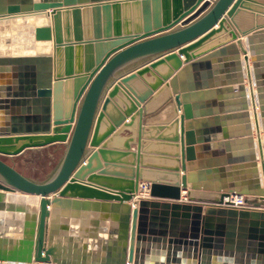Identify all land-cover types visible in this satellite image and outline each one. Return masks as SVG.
<instances>
[{
  "label": "water",
  "instance_id": "1",
  "mask_svg": "<svg viewBox=\"0 0 264 264\" xmlns=\"http://www.w3.org/2000/svg\"><path fill=\"white\" fill-rule=\"evenodd\" d=\"M48 11L0 56V264H264V0H0Z\"/></svg>",
  "mask_w": 264,
  "mask_h": 264
},
{
  "label": "rangeland",
  "instance_id": "2",
  "mask_svg": "<svg viewBox=\"0 0 264 264\" xmlns=\"http://www.w3.org/2000/svg\"><path fill=\"white\" fill-rule=\"evenodd\" d=\"M15 17L4 18L0 20V47L2 48L3 55L16 54L18 51H21L24 45H28L29 41L25 40L27 38L26 30L15 22ZM25 37V39H24ZM23 143L28 142L29 139L22 138ZM60 160V152L54 154L53 158H49L47 154L44 153L43 156L37 157H21L19 159L8 161L12 163L17 170L23 173L27 178L43 182L47 180L52 173L55 171ZM221 195L213 194L211 196L204 197L205 200L200 201H211L219 202L221 200Z\"/></svg>",
  "mask_w": 264,
  "mask_h": 264
},
{
  "label": "bare ground",
  "instance_id": "3",
  "mask_svg": "<svg viewBox=\"0 0 264 264\" xmlns=\"http://www.w3.org/2000/svg\"><path fill=\"white\" fill-rule=\"evenodd\" d=\"M48 14H49V11L46 13H43V14H20V15H17L15 17L14 20L17 24H19V28L25 27L24 29L26 30L27 38L25 39V37H24V39L26 41L28 40L29 44L24 45V47L21 51H18L16 54H12L11 56L28 55V54H30V56H32V55L45 53V52L50 51L52 49L51 43H49V42H35L33 39L34 28L37 26L38 27L43 26L50 21V17ZM2 48L5 49L4 46L1 45L0 55H3L2 54V51H3ZM47 136L53 137V133L48 134ZM47 136H44V137H47ZM14 137H16V136H13L12 138H14ZM22 138H25V137H22ZM28 139H30V138H28ZM143 187L145 188V186H141L140 190ZM140 190H139V193H140ZM145 190L148 191L147 187L145 188ZM74 193L75 194L82 193V191L76 189L73 193L70 192V194H74ZM201 193H208V192H201ZM209 194H218V193H209ZM137 197H140V196L137 195ZM238 197H241V196L240 195L222 196L221 200L219 202H222L224 204H227V203H235L236 204V203H238ZM36 264H46V263L38 262Z\"/></svg>",
  "mask_w": 264,
  "mask_h": 264
},
{
  "label": "crops",
  "instance_id": "4",
  "mask_svg": "<svg viewBox=\"0 0 264 264\" xmlns=\"http://www.w3.org/2000/svg\"><path fill=\"white\" fill-rule=\"evenodd\" d=\"M191 15V14H190ZM189 17V16H188ZM195 20V19H194ZM193 20V21H194ZM192 21V22H193ZM191 22V23H192ZM252 23H264V18H253L252 19ZM244 24L246 25V24H250V19H247L246 21H244ZM38 27V26H37ZM216 27V26H215ZM214 27V28H215ZM240 41H242V44H243V46H244V48H246V39H245V36H239V38H238ZM11 55L12 54H10V55H0V56H8V57H11ZM19 56H30V54H28V55H19ZM180 59L183 61V57H180ZM240 61H242V59H243V56L241 55L240 56ZM8 75H9V77H11V75H12V73H8ZM12 78V77H11ZM11 78L9 79V81H11ZM245 85H246V79H245ZM18 111H15L14 112V114H18L17 113ZM11 114H13V113H10L9 114V116H8V118H6V116H4V115H1L0 114V129L2 128V127H4V126H6L5 124L6 123H10V120H9V117L11 116ZM169 113H167V111H165L164 112V115H168ZM162 117H161V115H159L158 117H157V119H161ZM6 119H8V120H6ZM154 122V120L152 119V120H148V123H153ZM254 138H255V136H254ZM131 151L132 152H134L135 151V147H132V149H131ZM182 174V173H181ZM146 185H148L147 183H145V182H139V187H141V186H146ZM140 197H147L148 196V191H146L145 190V188L143 187L141 190H140V193L138 194ZM211 195H213V194H209V193H201V192H190L189 194H188V197L190 198V199H192V200H205V198L204 197H207V196H211ZM184 196H186V195H184L183 194V192H182V194H181V197L182 198H184ZM139 197V198H140Z\"/></svg>",
  "mask_w": 264,
  "mask_h": 264
},
{
  "label": "built area",
  "instance_id": "5",
  "mask_svg": "<svg viewBox=\"0 0 264 264\" xmlns=\"http://www.w3.org/2000/svg\"><path fill=\"white\" fill-rule=\"evenodd\" d=\"M233 207H236V208H241V207H245V203H244V197L241 196V197H238V203H227Z\"/></svg>",
  "mask_w": 264,
  "mask_h": 264
}]
</instances>
